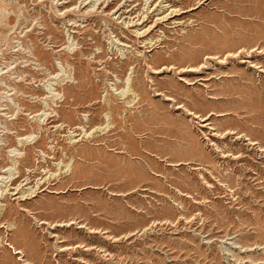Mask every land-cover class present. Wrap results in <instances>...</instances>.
Instances as JSON below:
<instances>
[{"label": "rangeland", "instance_id": "obj_1", "mask_svg": "<svg viewBox=\"0 0 264 264\" xmlns=\"http://www.w3.org/2000/svg\"><path fill=\"white\" fill-rule=\"evenodd\" d=\"M8 168L0 264H264V0H0Z\"/></svg>", "mask_w": 264, "mask_h": 264}, {"label": "bare ground", "instance_id": "obj_2", "mask_svg": "<svg viewBox=\"0 0 264 264\" xmlns=\"http://www.w3.org/2000/svg\"><path fill=\"white\" fill-rule=\"evenodd\" d=\"M176 1V0H175ZM96 2H98V1H96ZM96 5H98V4H94V6H92V7H95ZM90 11H92V10H90ZM90 11H88L89 13H90ZM96 11V10H95ZM87 12V13H88ZM70 70V69H69ZM66 71V70H65ZM70 73V72H69ZM65 76V75H64ZM67 79H72V77H71V75H67V76H65L64 78H63V81H65V80H67ZM68 80V81H69ZM75 80V79H74ZM73 82V81H72ZM75 83V82H74ZM127 83H129V82H127ZM56 84V83H55ZM118 93V92H117ZM132 93V92H131ZM133 95V94H132ZM57 96V95H56ZM56 96H53V99H54V97L56 98ZM123 96V95H122ZM61 97H62V95H61ZM133 97V96H132ZM135 97V96H134ZM51 98V97H50ZM55 101V100H54ZM131 101V100H130ZM128 102V104H131V102ZM134 103V102H133ZM126 107H127V105H126ZM130 107H133V106H130ZM54 111V110H53ZM45 112V111H44ZM32 115V114H31ZM37 115H39V114H37ZM36 115V116H37ZM47 115H49L48 113H47ZM56 115V114H55ZM35 116V117H36ZM40 116H42V115H40ZM46 116V115H45ZM53 116V115H52ZM47 117V116H46ZM58 117V116H57ZM31 118V117H30ZM34 118V117H33ZM33 118H31V119H33ZM40 120H41V118H40ZM35 121H37V120H35ZM44 122V121H43ZM46 122V121H45ZM40 123V122H39ZM44 124H47V123H44ZM67 126V125H66ZM69 126V125H68ZM62 127H64L63 125H61V126H59V127H57L58 129H63ZM71 127V126H70ZM81 127V126H80ZM67 128H69V127H67ZM74 128V127H73ZM82 130L80 133H75L74 134V132L75 131H77V130ZM69 131V133L71 134L70 135V137H71V141H72V137H82V138H84V136L86 137L87 136V133H86V131L84 130V127H81V128H79L78 126L74 129V130H72L71 128L70 129H68ZM72 130V131H71ZM79 130V131H80ZM84 131V132H83ZM94 131H92V133H93ZM80 135H82V136H80ZM68 137V136H67ZM88 137H89V134H88ZM31 138V136H29V137H25V138H18L17 139V141H18V147H23L24 146V143L25 142H27L29 139ZM77 138V139H78ZM80 139V138H79ZM78 139V140H79ZM88 139V138H87ZM78 140H76V141H73V142H77ZM82 140V139H81ZM80 141V140H79ZM28 143V142H27ZM73 145V144H72ZM18 147H16L15 149H12V150H9V154L11 153V157L12 158H14V160H12L13 161V165L15 166H17L18 165V163H19V159L22 157V155H24V154H22V153H20V151L17 149ZM9 156V157H10ZM71 162V161H70ZM71 164V163H70ZM70 164H67V165H65V166H63L64 168H69V166H70ZM63 167H61V173H62V170H63ZM11 170H12V168H8V169H3V170H0V184H1V182H5V184L7 183H9V182H11V184L13 183V181H14V177H11ZM14 170L16 171V167L14 168ZM67 172V171H66ZM8 173H10L8 176H1L2 174H8ZM16 173V172H15ZM18 173V172H17ZM60 173V174H61ZM44 174V173H43ZM59 174V175H60ZM52 176H57V172H56V174H50V177L48 178V179H50ZM38 181H40V180H38ZM37 181V183H36V186H34V188L33 187H28L27 185H28V182L29 183H32V182H30L29 180H27V183H25V184H20V185H18V187L16 188L18 191L20 190V187H21V189H23L24 187V191H23V197L24 196H34V194L35 193H37L36 191H37V189L39 188V182ZM41 183H43V182H41ZM40 183V184H41ZM10 184V183H9ZM10 184V185H11ZM3 187V186H2ZM6 187H8V185H6L5 186V188ZM12 187V186H11ZM6 190V189H5ZM3 191V190H2ZM6 191H8V190H6ZM17 192V191H16ZM2 193V192H1ZM5 193V192H4ZM3 193V194H4ZM19 193V192H18ZM14 194V193H13ZM20 194V193H19ZM15 195V194H14ZM22 195V194H21ZM21 198V197H20ZM24 199V198H23ZM28 199V198H27ZM2 207V206H1Z\"/></svg>", "mask_w": 264, "mask_h": 264}]
</instances>
